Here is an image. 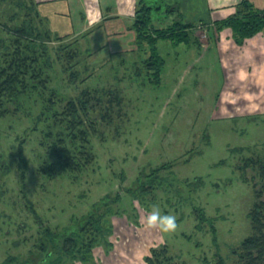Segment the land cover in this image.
I'll use <instances>...</instances> for the list:
<instances>
[{"label":"rangeland","instance_id":"obj_1","mask_svg":"<svg viewBox=\"0 0 264 264\" xmlns=\"http://www.w3.org/2000/svg\"><path fill=\"white\" fill-rule=\"evenodd\" d=\"M18 1L0 0V24L21 23L28 8ZM149 2L157 28L176 21L196 23L189 42L158 40L165 59L159 84L147 74L149 46L138 48L132 28L139 1L120 27L92 24L94 16L87 20L78 12L66 22L51 14L55 8L37 5L43 26L52 30L51 45L81 49L71 61L77 62L72 68L76 84L64 71L66 50L55 53L53 85L65 96L84 88L118 91L123 104L109 123L99 121L92 138L96 159L83 172L66 171L56 162L39 173L48 155L42 132L31 129L33 115L0 116V264L10 255L26 254L40 229L49 225L64 231L73 218L93 210L106 211L110 218L108 236L94 248L93 264H149L146 256L152 248L163 246L176 262L221 264L223 257L225 264H233L232 250L251 232L248 213L257 176L251 166L245 173L236 165L264 157V36L239 43L232 29H218L220 18L199 21L181 1ZM90 3L82 0L80 6L90 9ZM83 10L82 15L89 14ZM35 22L41 25L37 17ZM227 33L237 47H227ZM162 163L168 166L158 176L152 174ZM139 176L152 181L145 192L137 185ZM108 199L109 207L104 205ZM153 205L177 217L175 233L143 228L141 221ZM31 206L43 225L34 219Z\"/></svg>","mask_w":264,"mask_h":264},{"label":"trees","instance_id":"obj_2","mask_svg":"<svg viewBox=\"0 0 264 264\" xmlns=\"http://www.w3.org/2000/svg\"><path fill=\"white\" fill-rule=\"evenodd\" d=\"M29 2L30 5L27 1H18L19 7L28 8L19 25L11 27L8 23L0 24V116L20 112L30 117L33 115L31 118L34 126L31 129L42 132L41 144L46 146L48 155L39 167V173L45 174L56 162L66 171L83 172L93 165L96 159L92 138L99 129V121L109 123L112 119L111 113H120L122 96L118 91L111 94L103 88H84L75 95H62L53 85L52 72L57 58L54 55L60 53L59 49L66 50L63 68L68 73L69 82L76 84L77 71L72 68L77 62L71 64V61L81 49L78 46L70 48V44L62 47L51 45L52 30L43 26L44 17L37 8L39 2ZM152 11L153 6L141 0L136 8V19L132 28L136 32L138 48L142 51L147 50L146 46H149L150 55L145 61L147 74L152 83L159 84L165 59L158 51V40L189 42L190 28L195 27L196 23L176 21L171 26L157 28L153 24ZM36 17L41 25L35 22ZM217 23L220 30L230 27L234 39L243 43L259 33L264 35V8L256 7L250 0H241L234 14ZM57 38L61 40L64 37L58 35ZM33 99L36 105L30 103ZM40 126L42 128H39ZM49 157L53 159L50 160ZM2 163L0 161V170L4 164ZM166 166L168 165L163 163L158 165L152 174L158 176ZM236 166L245 173L246 167L251 166L257 176L253 177V180H256L253 183L255 202L248 213L251 232L232 250L233 264H264V157H250L245 160L244 165ZM243 176L244 181L250 183L247 174ZM142 177L148 179L145 174ZM136 182L145 192L144 186L152 181L150 177L149 180H143L139 176ZM118 198L119 195L112 201L115 202ZM110 202L109 199L105 200L104 205L109 207ZM30 208L34 219L43 225L37 210L33 206ZM105 213L106 211L93 210L75 217L72 219L73 223L67 225L64 231L55 232L49 225L40 229L36 242L26 254L23 253L25 257L21 254L10 255L4 264H93L94 248L108 236L110 218H106ZM167 248H152L151 255L146 256L148 263L186 264L176 262L174 257L167 253ZM220 261L225 264L223 257Z\"/></svg>","mask_w":264,"mask_h":264},{"label":"crops","instance_id":"obj_3","mask_svg":"<svg viewBox=\"0 0 264 264\" xmlns=\"http://www.w3.org/2000/svg\"><path fill=\"white\" fill-rule=\"evenodd\" d=\"M37 1L41 3L40 7L42 6L46 8L47 6H49L52 9L55 8L54 9L55 12L53 11L51 14H53L56 18L59 19L63 17L64 20H66V22L69 20V18L72 17L73 13L75 14L78 12L79 18L85 17L88 20L89 15L94 16V21L92 22V24L94 22L102 23V24L106 23L108 25L111 23H118L119 27L122 25L125 19L127 21V19L131 17V15H133L131 14L132 8L136 7L137 5L136 3L138 1L140 2V0H86V1H91L90 4H92V6H90L89 9V7L80 6V1L82 0H37ZM145 1H147L150 4L149 0H145ZM152 1L154 2V4L155 2H158V6H159L160 4L159 0H152ZM170 1L171 3H178L177 1H181L183 4V9L184 10L187 9L190 13V16H193V18L199 21L200 19L202 20V18L204 17H208L210 18V20L214 21L215 19L216 20L219 18L223 19L234 14L236 10V6L241 0H200V4L198 0H170ZM250 1H252L256 7L261 9L264 8V0H250ZM56 8H61V9L60 10L58 9V11H56L57 10ZM85 8L86 11L89 12V14L82 15V13L80 12ZM178 9L181 12L179 6ZM86 25L87 24L84 23V26ZM211 26H213V22ZM123 27L125 29L128 28L127 25H125V23L123 24ZM113 30L114 29H112V31ZM230 31H231L230 27H226V29L224 28L222 30V32H230ZM227 36H229V33H227ZM254 37L248 39L250 40ZM227 42H230L227 45V47H229L230 45L231 48L237 47L235 46L236 41L235 42L232 41V36L231 37L229 36V41Z\"/></svg>","mask_w":264,"mask_h":264},{"label":"clouds","instance_id":"obj_4","mask_svg":"<svg viewBox=\"0 0 264 264\" xmlns=\"http://www.w3.org/2000/svg\"><path fill=\"white\" fill-rule=\"evenodd\" d=\"M142 226L148 231H158L162 234L175 233L179 227L177 217L162 213L158 205H153L151 211L142 219Z\"/></svg>","mask_w":264,"mask_h":264}]
</instances>
